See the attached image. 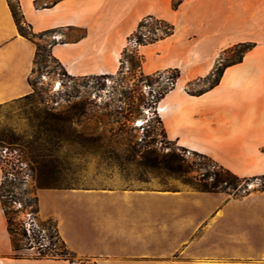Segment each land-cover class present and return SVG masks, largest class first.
I'll return each mask as SVG.
<instances>
[{"label":"crops","instance_id":"obj_1","mask_svg":"<svg viewBox=\"0 0 264 264\" xmlns=\"http://www.w3.org/2000/svg\"><path fill=\"white\" fill-rule=\"evenodd\" d=\"M163 1L0 0V107L33 93L39 43L19 34L10 3L18 5L31 34L59 35L52 58L69 77L81 78L116 75L122 41L141 19L156 15ZM168 68L173 67L160 69ZM142 72L150 74L145 65ZM156 113L168 143L204 155L239 178L264 177V56L228 67L218 85L201 95L177 84ZM33 196L38 221L56 224L80 264H264L263 192L231 196L112 186L36 188ZM13 255L0 203V264H68Z\"/></svg>","mask_w":264,"mask_h":264},{"label":"rangeland","instance_id":"obj_2","mask_svg":"<svg viewBox=\"0 0 264 264\" xmlns=\"http://www.w3.org/2000/svg\"><path fill=\"white\" fill-rule=\"evenodd\" d=\"M152 17L171 26L172 34L163 37L161 29L154 30L157 41L135 45L136 27L122 41V53L127 50L116 75L71 78L45 53L34 66L33 93L0 107V153L22 164L26 175L13 190L21 207L33 197L37 175L58 189L174 191L211 184L212 176L203 177L213 170L202 158L166 141L156 99L177 84L189 95L207 90L218 72L241 56V44L254 45L242 61L264 56V0H167ZM58 36L36 40L46 45ZM144 65L150 74L142 72ZM165 65L173 68L160 69ZM247 180L224 193H264L262 180ZM6 190L4 185L0 194L6 196ZM21 253L33 257L37 251Z\"/></svg>","mask_w":264,"mask_h":264},{"label":"trees","instance_id":"obj_3","mask_svg":"<svg viewBox=\"0 0 264 264\" xmlns=\"http://www.w3.org/2000/svg\"><path fill=\"white\" fill-rule=\"evenodd\" d=\"M10 10L12 12L14 20L16 21V23L18 25V31H19V34L21 36H24L28 39L36 41V39L40 40L43 36L51 33V32H46V33H42L39 35L31 34L30 32L27 31V29L22 24V17L19 14L18 5L17 4L12 5V3H10ZM160 29H161V31H163V37L170 36L172 34V31H173L172 27L169 26L167 23H165L163 21H158L152 16L145 17L141 22H139V24L137 26V30L132 35V37L136 38L135 39L136 40L135 45L144 46L148 43H152L154 41H157L156 38H152L153 34H154L153 31L154 30H160ZM53 45H55L54 40H52V42L50 44H46V45L36 43L34 66L44 56L45 53H47V56L49 58H51L54 62H56L52 58L51 53H50V49ZM239 47L242 48V50L240 52L241 56L238 57L236 60L232 61L230 64L225 65L222 68V70L220 72H218L217 76L214 78L212 84L210 85V87L207 90L212 89L218 85V83H219V81L223 75V72L228 67L240 64L242 62L243 56L246 53H248L254 47V45L241 44V45H239ZM126 50L127 49H124L122 55L125 54ZM120 66H122V62L120 64ZM138 68H140V62H139ZM148 79H149V76L145 77V80H148ZM176 79H177V76H176ZM207 90H205V91H207ZM205 91H203L197 95H201ZM165 94L166 93L160 95L158 97V99H156V103H158L163 98V96ZM194 96H196V95H194ZM194 154L199 156L200 158H202V160L205 162V167H207V168L211 167L213 170L211 172H207L203 178L212 176L213 180H212L211 184H209V185L204 184L199 189L197 188V189H193V190H196L198 192H205V193H224L225 190H228L229 188L236 189L240 183L248 182L247 179L239 178V177L233 175L232 173H230L228 170H226L222 167H218L217 165L213 164V161L210 158H208L204 155L197 154V153H194ZM255 179L262 180L261 190H264V177H259V178H255ZM36 182H37V188L38 189L39 188H53V187H49V186L42 184L41 177L39 175H37V181ZM21 184H22L21 182L9 180L7 178L6 173H3L1 184H0V192L3 189L4 185L7 186V190L5 191L6 196H2L0 194V203H1V206H2V209L4 212V216L6 219L7 230H8V234L10 236V241H11L12 249L14 252L13 257L15 259L28 257V256L24 255L23 253H21V251L29 249L26 246L23 247V246L19 245L20 241L25 240L27 238L26 232L23 228V224L17 218L20 210L19 209L16 211L9 210V208L14 209V207H13L14 203H17V201L20 202V200L18 199L17 195L13 192V190L16 189L17 187H19ZM22 209L23 210L30 209L29 213L33 216L34 219L37 220L38 205H37L36 197L33 196L32 198H27L25 200V203H24ZM36 230H38L39 232H41V231L45 232V234L48 238V244L44 248L43 251H40L36 256H33V258H36V259H54V260H64V261L68 260L71 263V259L74 257V255L66 249L64 243L60 240L58 233H57L56 224L52 220H47V221H43L42 223H37L36 224ZM16 237H19L20 239H17ZM34 239H36V238H34Z\"/></svg>","mask_w":264,"mask_h":264},{"label":"built area","instance_id":"obj_4","mask_svg":"<svg viewBox=\"0 0 264 264\" xmlns=\"http://www.w3.org/2000/svg\"><path fill=\"white\" fill-rule=\"evenodd\" d=\"M0 159L3 160V162H1L0 160L2 175L3 173H6L9 180H13L16 182L23 183L25 181L26 175L23 174L22 164H20L16 159H13L12 156L7 155L6 151L0 153ZM13 207L16 210H20L18 220L22 222L23 228L26 232L27 238L25 240L28 242V250L31 251L36 249L37 254L40 251H43L48 244V238L45 232H39L38 230H36V224L34 222L33 216L29 213V211H27V209L23 210L19 203H14ZM67 261L68 260H66V262ZM67 263L72 264V262L70 263L69 261Z\"/></svg>","mask_w":264,"mask_h":264}]
</instances>
